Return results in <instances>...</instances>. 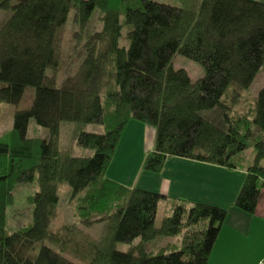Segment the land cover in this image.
<instances>
[{
  "label": "trees",
  "instance_id": "1",
  "mask_svg": "<svg viewBox=\"0 0 264 264\" xmlns=\"http://www.w3.org/2000/svg\"><path fill=\"white\" fill-rule=\"evenodd\" d=\"M98 7L100 31L91 33ZM1 11L10 16L0 27V104L18 105L27 88L35 92L28 109L14 112L10 144L0 143V264H208L227 209L128 189L105 175L129 122L155 130L154 150L142 165L152 174L168 158L235 170L240 166L233 159L253 142V162L231 207L255 214L264 193V87L256 98L245 96L240 112L233 106L264 70V3L0 0ZM70 13L76 31L69 63L82 61L55 88L45 75L61 66ZM176 56L197 63L203 76L193 82L174 69ZM232 86L239 91L229 94ZM213 110L222 116L219 124L201 116ZM30 121L47 131L46 139L28 136ZM62 123L74 125L77 145L93 151L91 157H73L60 147ZM89 125L103 131H82ZM35 179L31 222L8 233L6 209L15 188ZM62 183L73 196L85 192L76 209L79 222L100 224L99 239L76 227L50 229ZM161 201L168 212L156 227ZM173 238L149 250L155 241ZM118 244L128 251H118Z\"/></svg>",
  "mask_w": 264,
  "mask_h": 264
},
{
  "label": "crops",
  "instance_id": "2",
  "mask_svg": "<svg viewBox=\"0 0 264 264\" xmlns=\"http://www.w3.org/2000/svg\"><path fill=\"white\" fill-rule=\"evenodd\" d=\"M255 1L264 3V0ZM0 15H4L3 19L8 17ZM154 145L153 128L136 122L128 123L117 146V183L128 189L145 190L169 199L227 209V217L208 264H264V193L252 216L231 207L248 165L229 171L195 161L168 158L161 172L147 173L142 165L146 155L154 150ZM134 159L137 162L132 166ZM132 168L135 169L133 174L129 172ZM109 176L105 175L107 179L115 180ZM160 203H165L163 208L166 215L167 202Z\"/></svg>",
  "mask_w": 264,
  "mask_h": 264
},
{
  "label": "rangeland",
  "instance_id": "3",
  "mask_svg": "<svg viewBox=\"0 0 264 264\" xmlns=\"http://www.w3.org/2000/svg\"><path fill=\"white\" fill-rule=\"evenodd\" d=\"M19 0H11V5H15ZM158 3H163L171 6H178V0H152ZM255 1V0H254ZM262 3V2H261ZM102 9L100 7L96 8L92 14V17L89 22V28L91 29V33L100 31V17H101ZM1 14H5L6 16H10V12H3ZM4 16V15H3ZM3 16L0 15V27L3 25L2 22ZM120 23L122 25V39L121 43L125 41L126 30L124 26V17L121 12L120 15ZM76 28L73 24V14L70 13L68 17V21L65 25L62 44H61V52L59 56V60L61 62V66L59 69H47L46 78H50L53 80L51 87L60 88L62 81L69 76H72L78 68V65L82 61L75 60V63L71 65L70 59L74 55L73 48L75 46V38L74 33ZM125 44V43H124ZM173 67L174 69H182L184 70L191 81H196L203 76V69L197 64L186 58L181 56H176L173 59ZM229 90V94L232 90L237 89L236 86H232ZM264 87V70H262L257 77L255 78L253 84L246 92L240 91L242 95V103L236 104L235 106L231 105L234 101H229L226 103L227 106H233V109L236 112H240L243 107V101L245 100V96L248 98H256L258 92ZM35 90L32 88H27L25 91L21 102L18 105H6L0 104V143L10 144L11 142V131H12V122L14 112L17 110H25L28 109L31 105V102L34 98ZM232 102V103H231ZM201 116L211 122L217 123L221 122L222 116L219 112L213 110L209 112L201 113ZM74 125L71 123H62L60 127V147L63 150L69 151L73 157H91L93 155V151L88 149H83L79 147L74 139L73 135ZM87 133H101L103 129L97 125H89L82 129ZM28 136L31 138H41L46 139L48 133L45 129L37 127L33 121H30L28 126ZM135 157L136 155H132ZM254 157V147L253 142L249 145V148L241 155L236 156L233 159V162L238 166L243 167L244 165H250L253 162ZM137 161L132 160L131 164ZM135 169H131L129 172L133 174ZM109 174H111L109 176ZM106 175L109 177H113L115 180H111L117 183V149L113 160L106 171ZM129 179V178H128ZM129 181V180H126ZM37 183L36 179L33 183L27 185L17 186L14 191V202L11 206L6 209V230L8 233L15 231L17 228L22 226H26L31 222L32 216V204L30 203V198L34 196L37 192ZM85 192H81L75 196H73L72 190L70 187L65 184H59L57 189V194L59 198V202L57 205L56 216L53 219L50 229L52 231H57L62 227H76L78 230L83 231L84 233L94 237L95 239H99L101 236V225L94 224L90 228H86L83 224L79 222V218L77 215V206L79 204L80 198L84 196ZM165 204V203H164ZM163 203H160V206L157 210V216L155 220V226L158 227L161 224L162 219L165 217ZM176 238L173 239H160L155 241L150 247V251H157L160 247L164 246L167 243L176 242ZM47 245V244H46ZM129 246L118 244L117 250L120 252H127Z\"/></svg>",
  "mask_w": 264,
  "mask_h": 264
}]
</instances>
